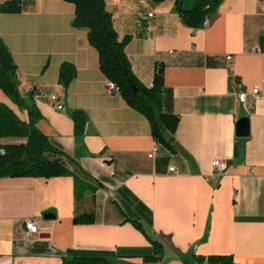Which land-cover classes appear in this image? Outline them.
<instances>
[{"label":"crops","instance_id":"obj_1","mask_svg":"<svg viewBox=\"0 0 264 264\" xmlns=\"http://www.w3.org/2000/svg\"><path fill=\"white\" fill-rule=\"evenodd\" d=\"M20 1L21 13L0 15V37L18 67L22 96L39 112L35 127L76 174L0 179V264H63L72 252L110 264H210L209 257L264 264V97L251 94L264 80V0H224L197 30L182 23L174 0H105L119 39L130 38L132 72L151 88L161 66L163 111L180 117L177 152L160 145L153 158L150 123L106 89L89 31L72 26L74 5ZM65 64L76 70L67 89L59 81ZM0 103L29 121L1 90ZM74 111L88 118L83 133H76ZM242 118L247 138L236 135ZM214 160L226 169L214 172ZM88 213L92 224L74 223ZM27 220L38 235L27 233ZM151 240L163 245V258L145 263L154 254Z\"/></svg>","mask_w":264,"mask_h":264},{"label":"trees","instance_id":"obj_2","mask_svg":"<svg viewBox=\"0 0 264 264\" xmlns=\"http://www.w3.org/2000/svg\"><path fill=\"white\" fill-rule=\"evenodd\" d=\"M73 4L75 17L72 26L89 31L88 41L99 56V66L106 78L114 82L122 98L128 106L143 115L150 123L154 141L171 153H176L175 135L180 123V117L163 111L164 71L156 67L153 86L145 87L134 75L125 53V47L130 42L129 37L119 39L113 27L112 15L107 11L105 0H62ZM160 4L166 0H153ZM175 9L182 23L192 29H202L206 18L215 14L224 0H195L191 9L184 8L185 0H174ZM22 12L20 0H12L0 6L1 14H19ZM76 76V70L70 65L60 69L59 81L67 89ZM134 84L136 91L132 88ZM0 90L20 109L28 112L29 121L23 122L7 106L0 103V139L25 140L20 144H0V179L2 178H43L73 176L76 172L69 169L70 159L64 158V153L54 147L47 136L41 133L35 123L40 119L39 112L28 105L22 96L18 83V67L8 47L0 37ZM32 96V94L30 95ZM76 133H83L87 116L80 112L72 113ZM85 190L95 192L88 186ZM76 199L77 191H76ZM94 213L76 215L77 225L92 224ZM137 228L143 231L139 224ZM154 254L144 259L145 263L158 262L163 258L164 247L161 243L152 241ZM203 261L204 259H199ZM210 264H234L231 257H209ZM63 264H110L101 255H85L72 252L63 259Z\"/></svg>","mask_w":264,"mask_h":264},{"label":"built area","instance_id":"obj_3","mask_svg":"<svg viewBox=\"0 0 264 264\" xmlns=\"http://www.w3.org/2000/svg\"><path fill=\"white\" fill-rule=\"evenodd\" d=\"M136 1H139L141 3H145V0H136ZM154 15L153 14H150L149 17H153ZM208 27V17L206 18V20L204 21V24H203V28H207ZM228 59H231V57H228ZM106 89L110 92V93H119V88L118 86L110 81V80H107L106 81ZM251 94L253 96H259V97H264V80L262 82V85L260 87H255L252 91H251ZM247 98H248V94L245 93V92H242L238 95V99L241 103H246L247 101ZM50 100L53 102V103H56L57 105V109L59 111H63L64 110V107L63 105L61 104L60 100L55 97V96H52L50 98ZM160 145L157 144L153 151L150 153L149 157L150 158H153L155 156V153L157 152L158 150V147ZM212 167L214 169V172L216 173H220L221 171H224L226 169V164L224 162H221L219 160H214L213 163H212ZM170 172H174V168H171L170 169ZM25 227H26V230H27V233L30 234V235H38L39 234V230H38V227L36 225V222L33 221V220H27L25 222Z\"/></svg>","mask_w":264,"mask_h":264},{"label":"water","instance_id":"obj_4","mask_svg":"<svg viewBox=\"0 0 264 264\" xmlns=\"http://www.w3.org/2000/svg\"><path fill=\"white\" fill-rule=\"evenodd\" d=\"M132 88L136 91L134 84H131ZM236 135L238 138H247L249 135V122L247 118H242L238 121L236 125ZM171 146L174 145V142L171 141Z\"/></svg>","mask_w":264,"mask_h":264}]
</instances>
